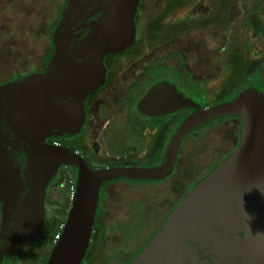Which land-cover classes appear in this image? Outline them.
<instances>
[{
  "label": "water",
  "instance_id": "1",
  "mask_svg": "<svg viewBox=\"0 0 264 264\" xmlns=\"http://www.w3.org/2000/svg\"><path fill=\"white\" fill-rule=\"evenodd\" d=\"M139 1L67 0L44 71L0 86V264L43 237L46 189L60 167L76 169L75 196L46 264H82L101 187L168 178L186 136L229 117L239 120L236 148L195 184L130 264H264V96L254 88L204 108L174 84L152 87L138 103L142 113L193 110L157 166L93 169L75 151L47 143L80 133L85 100L105 84L104 59L135 43Z\"/></svg>",
  "mask_w": 264,
  "mask_h": 264
},
{
  "label": "rangeland",
  "instance_id": "2",
  "mask_svg": "<svg viewBox=\"0 0 264 264\" xmlns=\"http://www.w3.org/2000/svg\"><path fill=\"white\" fill-rule=\"evenodd\" d=\"M218 1H213L208 7L219 8ZM62 2L63 0H0V82H6L11 78H22L30 72V68H34L35 71L37 70L36 72H41L44 69V58L50 50L49 34L57 21ZM250 2L254 4L262 2L261 4H263L264 0H221L220 9L223 10L219 9L209 17L213 21L210 22L211 25L206 21V18H198L197 22L194 20L188 25L193 31L189 32L190 42L188 44L181 42L185 46H183V57L179 58L178 62L184 63V67L187 64L191 66L199 64L201 67L198 69L193 66L191 68V73L195 72L193 77L196 78L198 73L206 77L207 81L214 82L210 84L212 88L206 90L204 82H200L204 86L200 85L202 90L197 93V96L201 99L204 108L222 103L237 89L248 86L255 70L257 72L259 68L258 63L254 67L249 66L253 63H249L252 58L249 51L250 48H255L256 51L253 54L257 58L259 55H264V26L261 27V24L264 25V7H257L255 11L261 8L259 12L251 11L248 14L249 23L257 28L248 30L250 27L247 29V26H243L240 43L236 42L233 37L237 32L236 19L241 18L246 11H249L246 3ZM149 3L145 8L139 4L140 14L135 16V24L139 21L140 25L143 19L144 23L147 21L146 32L140 33V29L137 31L135 44L119 58L118 63L120 64L126 58L133 59L141 47L148 46L150 48L153 44L164 43L160 37L151 34V31L157 32L159 28H156L153 20L155 18L154 11H156L154 0ZM145 12H149L146 18ZM173 17H178V14ZM224 18L226 22L221 29L220 26L224 23ZM243 19L241 18L239 21ZM183 29L184 27L177 25L174 28L175 33L171 32L179 34ZM179 38L176 39L180 43ZM144 39L148 40V43ZM171 44H174V40L171 41ZM178 47L180 49V44ZM238 48L244 54L239 53ZM243 60H246L245 63ZM254 62H257V59ZM140 63L138 67L135 64L128 74L123 75V78L122 75L119 76L120 80L118 81L115 75V79L111 77L112 72L108 70V86L110 87L114 79V82H118L117 89L120 90L119 96H113L114 102L120 98L115 107L118 116L116 126L112 127L113 131L109 127L105 133L102 130V125L98 123L99 119L94 117L92 121L96 128L92 131L93 136L89 141L101 137L100 139L107 144L106 137L120 135L125 138L123 135L125 130L122 129L120 122L124 118L125 112L117 111V109L126 110L129 104H133L131 98H134L137 92L127 90L129 84L134 82L137 69L143 67L142 64H146V61ZM180 63L177 64L181 67ZM120 71L119 68L114 72ZM163 71V67L158 68L157 73L142 85L140 91L159 83L160 80H165L166 78H162L164 77ZM167 79L176 82L170 77ZM256 88L262 91L259 86ZM123 91H127L126 99L123 97ZM190 97L195 98L193 95ZM94 98L95 96L92 99L94 100ZM114 113L115 109L107 112L110 118H113ZM238 129L239 122L237 120L227 119L218 124L207 125L201 130L199 129V132L196 130V137H193L196 133L187 136L181 146L173 172L162 181L140 184L116 181L103 185L104 188L101 187L99 204L94 218L92 239L82 264H125L142 241L160 225L165 215L180 199L184 189L193 185L194 181L199 178L197 175L202 173L203 169L214 159L220 158L237 144ZM116 139L114 137L115 141ZM68 144H72L78 155L87 157L93 169L143 165L147 167L148 164L154 162V157L149 155L148 151L138 155H128L127 152H113L116 155H111L108 153V149L102 146L100 153L95 154L87 146L88 142L85 144L83 139L79 142H77V138L70 139ZM165 149L162 151L163 153ZM153 166L154 164L150 167ZM66 171L67 169L63 168L60 177L57 176L53 179L48 187V196L44 201L47 209L43 237L34 246L25 249L20 260L10 264H42L48 258L71 207L70 189L74 181L72 174H66L64 179L61 177L62 172L67 173ZM60 183L64 185L62 188ZM141 222L143 223L140 228L141 235L129 236Z\"/></svg>",
  "mask_w": 264,
  "mask_h": 264
},
{
  "label": "flooded vegetation",
  "instance_id": "3",
  "mask_svg": "<svg viewBox=\"0 0 264 264\" xmlns=\"http://www.w3.org/2000/svg\"><path fill=\"white\" fill-rule=\"evenodd\" d=\"M151 1L152 0H143V1L140 0L139 4H142L143 8H145L148 4H150L149 2ZM213 1L212 0H154L153 4L156 5V11H154L155 18L153 20L155 21L156 28L158 27L159 29L157 32L155 30H153L154 32L151 31V34L152 36L160 37L164 41V43L160 42L159 44H153V46L152 47L150 46V48H148V46L141 47L140 51H138V53L134 56L133 59L126 58V60L122 61L121 64L118 63L119 62L118 60L126 51L119 56L108 57V59L105 58L104 59V66L106 69L105 84L94 95L88 97L85 100L84 102L85 120L84 123H82L83 126L81 128L80 133L74 137H67L60 139L49 138L47 139V143L49 144L58 143L59 146H65L74 151L75 149L73 148L72 144H68V141L70 139L77 138V142H79V140L81 141V139L84 140L85 144L86 142H88L87 146L95 154L100 153L99 151L102 150L101 149L102 146L105 147V149H108V153L111 155H116L113 152H117V153L127 152L128 155L129 154L138 155L148 151L150 153L149 155H152L154 157V162L152 164H154V166H157V162L159 158L164 154L162 151L167 147L173 132L178 127L179 123L183 120V118L189 115L190 113H192L193 110L182 109L174 113H171L169 115H164L161 117H152L142 113L138 109L137 107L138 102L148 93V91L152 87L163 82H168L174 84L177 90L181 92L186 98L195 101L201 107H203L201 99L199 98V96H197V93L201 92L202 90L201 86L204 85H206L207 87V88L205 87V90L209 88L211 89L212 87L210 84L214 82L207 81L208 79H205L206 77L199 75L198 73L196 74V78H197L196 79L195 77H193V73L195 72L191 73V68H192L191 65L187 64L188 67L187 66L184 67L185 66L184 63L181 64L178 61L179 58L183 57V52H184L183 46H185L184 44H181V42H184L185 44H188L190 42L189 32L193 31V29H190L188 25H190L194 20L197 22V20H199L198 18L201 19L206 18V21H208L209 25H211L210 22H213L210 20L211 18L209 19V17L214 12L219 11L221 0L218 1L219 8H214V6L212 8H209L208 5L211 6V3ZM261 3L262 2L256 4L252 2L246 3V7L248 8L247 10L249 11L248 12L246 11L241 17L244 18L245 20L244 19L241 20L243 22L241 24V21H239L241 18L236 19L237 22L239 21L238 23L236 22L237 32L234 35V39L236 42L240 43L242 41L241 31H243L244 28L243 26H247V29L250 27V29L248 30L257 28L252 24H250L249 21L247 20H248V14L251 13V11L259 12L261 8H259L258 11H255L257 10V7H262V8L264 7V3L263 4ZM220 10L222 11L223 9ZM139 14H140V10L138 9L137 16ZM175 14H178V17H173V15ZM146 15L148 16L149 12L144 13L145 18ZM225 22L226 20L224 18V23L220 26L221 29H223L222 26L225 24ZM146 23H144V19L141 21L140 25H139V21L136 22V35L138 34L137 31H139V29H140V33L145 31ZM177 25H180V27H184V29L179 34H173L175 33L174 28ZM262 26L264 25L261 24V27ZM177 37H180L179 38L180 43L179 40L176 39ZM173 40H174V44L172 45L171 41ZM144 41L148 43V40L144 39ZM179 44H180V49L178 47ZM152 49H155V51H152ZM238 51L239 53L244 54V52L240 50V48H238ZM255 51H256L255 48L252 49L250 48L249 55L252 56V58L249 61V63L252 62L253 63L249 64V66L254 67L258 63L259 70L257 69V72L255 70V73L253 74L251 78L252 80H250V82L254 81V86L252 88L256 90L255 87L259 86L260 89H262V91L261 90L260 91L257 90V91L262 93V95L264 96V55L261 56L259 55V57L257 58L253 54V52ZM241 58L243 59V56H241ZM255 59H257V62H254ZM142 61L143 62L146 61V64H142L143 67L137 69L138 72L136 73V76H134V80H133L134 82L129 84L127 90V91L130 90L136 91L138 96L136 95L134 98H131L133 104H129L126 110L117 109V111L119 110L120 112L121 111L125 112L124 118L121 119L120 121L122 123V129L125 130L123 131L124 132L123 135L125 136V138L120 137V135H114V136L112 135V137H106L107 144L100 139L101 137L99 139L95 138V140L89 141L93 136L92 131H94L96 128L93 124L94 121H92L94 117L99 119L98 123L102 125V130H104V132L105 130L107 131L109 127L113 131L112 127L116 126V122L118 118L115 107L118 104V100L120 99V98L116 99L117 103L116 101L115 102L113 101L115 99L113 96H119V92H120V90L117 89V87H119L118 82L117 83L114 82V79L117 77L116 78L117 81L120 80L119 76L122 75L121 77L123 78V75L125 76L126 74H128V71L133 66H135V64H137L138 67V65L141 64L140 62ZM245 61L246 60H243V63H245ZM177 63H180L181 67L178 66ZM192 66H194V64H192ZM162 67L164 69L163 71L164 77L162 78H166V79L160 80L159 83H155L153 86L147 87L145 90H142L143 92L140 91L142 85L147 83L152 78V76H154L157 73L158 68H162ZM196 67H198V64H196ZM119 68L121 69L120 72L117 73L114 72ZM108 70L112 72L111 77H114V75L116 76L114 77L110 87L108 86L109 83L107 81L108 80L107 75L109 74L107 73ZM43 71L44 69L41 72H34V73H42ZM168 77L174 79L176 82H172L171 79H167ZM200 82H204L203 83L204 85H201ZM106 90L107 92H105ZM127 91L122 92L124 93L123 97L125 99L127 98L126 96ZM190 95H193L195 98H197V100H195V98L193 99L192 97H190ZM94 96L95 98L93 100L92 98ZM113 109H115V113L113 118H110L107 112ZM120 122L118 123L120 124ZM197 131L191 132L187 136L197 133ZM114 137L117 138L116 141L114 140ZM75 152L78 154L77 151ZM83 158L90 165L87 157H83ZM152 164H148L147 167H150ZM143 166L145 167L146 165ZM63 168L67 169L66 171L67 173L62 172L61 174V177L63 179L66 174L73 175L74 170L72 169V167L62 166L59 168L56 176L53 179H55L57 176L60 177V173ZM50 184L51 183H49L48 187L50 186ZM63 186L64 185L60 183V187L62 188ZM48 187L46 189L45 198H47L48 196L47 195ZM44 207H45V203H44ZM46 209L47 208L45 207V213H46Z\"/></svg>",
  "mask_w": 264,
  "mask_h": 264
},
{
  "label": "trees",
  "instance_id": "4",
  "mask_svg": "<svg viewBox=\"0 0 264 264\" xmlns=\"http://www.w3.org/2000/svg\"><path fill=\"white\" fill-rule=\"evenodd\" d=\"M67 3V0H63V2H62V4H61V7H60V13H59V16H58V18H57V21L54 23V25H53V27H52V29H51V33L50 34H52V31L54 30V28L56 27V25L58 24V21H59V19H60V15H61V13L64 11V9H65V7H66V4ZM49 34V35H50ZM49 46H50V50H49V52H48V54L46 55V57L44 58V69H45V67H46V65H47V63H48V61H49V59L51 58V56H52V53H53V47H52V43H51V35H50V41H49ZM130 49V48H129ZM129 49H127V50H129ZM126 50V51H127ZM29 73L27 74V75H30V74H33L34 72H36L35 70H34V68H30L29 69ZM27 75H25V76H27ZM24 76V77H25ZM23 78V77H22ZM15 79H18V78H11V79H9L8 81H6V82H0V86L1 85H3V84H5V83H8V82H11V81H13V80H15ZM254 86V81L253 82H250V84H248V86H245L244 88H241V89H237V91H235L232 95H230V96H228L225 100H223L222 102H225V101H229V100H232V99H234L236 96H238L241 92H243L244 90H246L247 88H252ZM256 88V87H255ZM256 90H257V88H256ZM259 92V91H258ZM260 93V92H259ZM262 94V93H261ZM142 99V98H141ZM140 99V100H141ZM139 100V101H140ZM139 103V102H138ZM138 106V105H137ZM228 118H226V119H222V120H217V121H215V122H213V123H211V124H209V126H211L212 124L214 125V123L215 124H218V123H221L223 120H227ZM229 119L231 120H237L238 118L237 117H229ZM228 119V120H229ZM238 122H239V120H237ZM238 132H239V129H238V131H237V144L236 145H234V147L232 148V149H230L226 154H224V155H222L220 158H216V159H214L210 164H208L207 165V167L206 168H204L203 169V172L202 173H200V174H198L197 176L199 177L196 181H194V183H193V185H191V186H189L187 189L185 188L184 189V191L182 192V194H181V197H180V199L177 201V203L176 204H174L173 206H172V209H171V211H169L166 215H165V217L163 218V220L161 221V223H160V225L156 228V230L155 231H153L152 233H150L149 234V236L146 238V239H144V241H142V243L139 245V247L134 251V253L132 254V256L129 258V260L125 263V264H130V262L137 256V254L144 248V246L148 243L147 241H149L157 232H158V230L160 229V227L162 226V224L164 223V221L166 220V218L170 215V213L172 212V210H174L177 206H178V204L182 201V199L185 197V195L187 194V193H189L192 189H193V187L195 186V184L197 183V182H199L201 179H203L213 168H215L218 164H220L228 155H229V153H231L232 151H233V149H235L236 148V146L238 145ZM196 135H197V133L193 136V137H196ZM55 140H58V139H55ZM162 157H163V155L159 158V160H158V162H157V165H159L160 163H161V160H162ZM73 170H74V173H73V175H72V178H73V181H74V183H75V179H76V169L75 168H72ZM118 181H120V180H118ZM121 181H128V180H121ZM112 182H115V181H112ZM129 182H132V183H136V184H140V183H144V182H134V181H129ZM151 183V182H150ZM104 186H105V184H104ZM104 186L102 187V189L104 188ZM101 189V190H102ZM101 192V191H100ZM100 195H101V193H100ZM99 204V203H98ZM97 208H98V206H97ZM137 217V216H136ZM138 219V218H137ZM142 222H141V224L139 223V226L138 227H136L134 230H132V233L129 235V236H136V235H141V231H140V228H141V226H142ZM61 232V231H60ZM127 232V231H126ZM39 242V241H38ZM36 244V243H35ZM34 244V245H35ZM33 245V246H34ZM32 247V246H31ZM30 247V248H31ZM27 249H29V248H27ZM24 251H22V253H23ZM22 253L21 254H19V255H13V256H10V255H5L4 256V260H3V262H2V264H10L11 262H15V261H18V260H20L22 257H21V255H22ZM46 261H47V259H45L44 260V262L42 263V264H46Z\"/></svg>",
  "mask_w": 264,
  "mask_h": 264
},
{
  "label": "built area",
  "instance_id": "5",
  "mask_svg": "<svg viewBox=\"0 0 264 264\" xmlns=\"http://www.w3.org/2000/svg\"><path fill=\"white\" fill-rule=\"evenodd\" d=\"M52 145H54L55 147H58L59 146V144L58 143H53ZM73 185H72V187H71V189H70V192H71V198H72V200H73V198H74V196H75V184L74 183H72ZM59 236H60V234L56 237V241L59 239Z\"/></svg>",
  "mask_w": 264,
  "mask_h": 264
},
{
  "label": "crops",
  "instance_id": "6",
  "mask_svg": "<svg viewBox=\"0 0 264 264\" xmlns=\"http://www.w3.org/2000/svg\"><path fill=\"white\" fill-rule=\"evenodd\" d=\"M244 20H245V19H244ZM247 21H248V20H247ZM206 27H207V26H206ZM208 27H209V26H208ZM210 28H211V27H210ZM224 32H225V31H224ZM225 34H226V32H225ZM225 34H224V36H226ZM233 37H234V36H233ZM234 40H235V39H234ZM225 41H226V40H225ZM184 65H185V64H184ZM187 67H188V66H187ZM191 67H192V66H191ZM193 67L198 68V67H201V66H199V64H198V67H196V65H194Z\"/></svg>",
  "mask_w": 264,
  "mask_h": 264
}]
</instances>
